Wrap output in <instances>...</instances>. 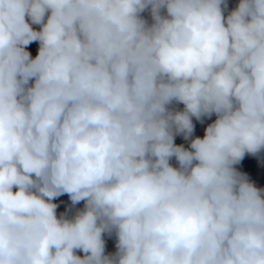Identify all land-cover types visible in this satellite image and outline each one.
Listing matches in <instances>:
<instances>
[{
	"label": "clouds",
	"instance_id": "9594fccd",
	"mask_svg": "<svg viewBox=\"0 0 264 264\" xmlns=\"http://www.w3.org/2000/svg\"><path fill=\"white\" fill-rule=\"evenodd\" d=\"M226 8L0 0V264H264V0Z\"/></svg>",
	"mask_w": 264,
	"mask_h": 264
}]
</instances>
